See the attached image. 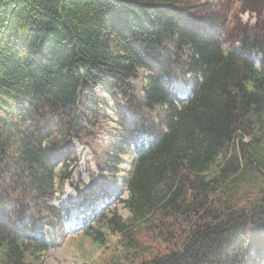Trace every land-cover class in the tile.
Returning a JSON list of instances; mask_svg holds the SVG:
<instances>
[{
	"label": "trees",
	"instance_id": "obj_1",
	"mask_svg": "<svg viewBox=\"0 0 264 264\" xmlns=\"http://www.w3.org/2000/svg\"><path fill=\"white\" fill-rule=\"evenodd\" d=\"M225 11L206 0H0V264H47L68 221L95 247L118 235L92 264L261 263L264 16L230 42ZM74 140L98 169L99 190L77 188L92 202L133 158L127 218L89 209L80 221L53 203L73 175Z\"/></svg>",
	"mask_w": 264,
	"mask_h": 264
},
{
	"label": "rangeland",
	"instance_id": "obj_2",
	"mask_svg": "<svg viewBox=\"0 0 264 264\" xmlns=\"http://www.w3.org/2000/svg\"><path fill=\"white\" fill-rule=\"evenodd\" d=\"M212 3L222 4L225 7L227 15L226 23V36L228 41L232 42V38L238 31V28L242 25H248L249 27H255L262 21L264 16V0H206ZM249 16V20H244V17ZM177 83L184 84L185 92L183 97L188 96L189 87L181 80L172 78L173 86L178 90ZM183 87V86H182ZM184 89V88H183ZM179 91V90H178ZM124 110H127L125 107ZM109 112L112 115L111 124L115 125L117 121V115L114 110V104L111 102ZM128 117H132L131 113H128ZM131 119V118H130ZM247 139V138H246ZM77 149L78 159L75 163L71 164L70 169L73 170L72 177L67 180L64 188V194L58 195L53 202L55 205L64 207L69 206L71 208L72 215L77 220H82V214L86 210L94 209V217L99 213H107L109 215L117 211L122 217L127 218L130 215L124 201L129 198V191L126 187V178L128 177L133 163V158L129 155L125 156V162L121 166V173L119 176L118 186L114 181H110V196L101 197L94 202V196L81 198L77 192V188L83 189L90 193L91 188L98 189L96 184L99 180L97 174V167L94 163V157L91 149L86 145H80L76 140L73 142ZM80 146L84 147V150H80ZM69 189V190H68ZM92 196V197H91ZM67 232L61 237L58 243L53 246L46 257L47 264H92L94 261H99L102 257L108 256L112 253L113 244L116 243L118 235L109 233L110 242L106 245L109 249L103 246H94L90 240H88L82 227L71 228V222H66ZM49 227H45L43 230H38V234H45L50 232ZM264 258L262 259V261Z\"/></svg>",
	"mask_w": 264,
	"mask_h": 264
},
{
	"label": "bare ground",
	"instance_id": "obj_3",
	"mask_svg": "<svg viewBox=\"0 0 264 264\" xmlns=\"http://www.w3.org/2000/svg\"><path fill=\"white\" fill-rule=\"evenodd\" d=\"M249 16L244 17V20H249ZM183 86V87H182ZM177 88L180 91V93L183 95L185 92V88L184 85H182L181 83H177ZM184 88V89H183ZM186 93V92H185ZM80 150L83 151L84 147L80 146ZM69 190V189H68Z\"/></svg>",
	"mask_w": 264,
	"mask_h": 264
},
{
	"label": "built area",
	"instance_id": "obj_4",
	"mask_svg": "<svg viewBox=\"0 0 264 264\" xmlns=\"http://www.w3.org/2000/svg\"><path fill=\"white\" fill-rule=\"evenodd\" d=\"M252 254H255V251H252ZM260 264H264V260Z\"/></svg>",
	"mask_w": 264,
	"mask_h": 264
}]
</instances>
